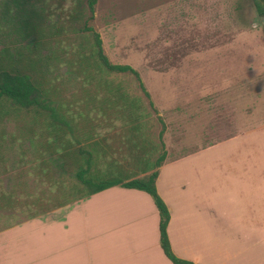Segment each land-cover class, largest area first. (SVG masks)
I'll return each mask as SVG.
<instances>
[{
  "label": "rangeland",
  "instance_id": "obj_1",
  "mask_svg": "<svg viewBox=\"0 0 264 264\" xmlns=\"http://www.w3.org/2000/svg\"><path fill=\"white\" fill-rule=\"evenodd\" d=\"M254 1L264 9V0H96L92 12L88 0H0V77L20 74L36 89L28 107L0 94V219L49 208L56 173L71 199L89 190L76 176L84 166L94 182L121 180L155 165L159 148H264L259 88H249L264 68ZM86 27L111 63L137 70L150 98L133 74L99 63ZM240 64L250 80L243 111L253 112L245 134Z\"/></svg>",
  "mask_w": 264,
  "mask_h": 264
},
{
  "label": "crops",
  "instance_id": "obj_2",
  "mask_svg": "<svg viewBox=\"0 0 264 264\" xmlns=\"http://www.w3.org/2000/svg\"><path fill=\"white\" fill-rule=\"evenodd\" d=\"M244 64L235 69L241 94L234 114L243 134L245 119L253 114L242 107L250 100L244 96L250 81ZM259 69L249 88H259L253 100L262 128L264 68ZM223 142L155 149L149 169L71 199L68 178L56 173L49 208L0 219V264H174L161 248L159 213L151 196L121 185L153 170L170 213L167 235L176 256L196 264H264V148H218Z\"/></svg>",
  "mask_w": 264,
  "mask_h": 264
},
{
  "label": "trees",
  "instance_id": "obj_3",
  "mask_svg": "<svg viewBox=\"0 0 264 264\" xmlns=\"http://www.w3.org/2000/svg\"><path fill=\"white\" fill-rule=\"evenodd\" d=\"M96 0H88V7L90 12L94 10L93 6L95 4ZM255 2V1H254ZM256 10L259 14L264 15V9L261 8L256 2H255ZM85 30L92 31L93 41H94V51L95 56L98 59L99 63L109 72H121V73H131L133 74L136 79L139 82V86L141 90L143 91L144 95L147 98H150L149 92L146 90L143 82L140 79V76L132 66L128 64H113L109 61L108 57L103 51L102 48V40L100 38V35L93 31L90 27H86ZM1 78V84H0V94H5L8 97H10L13 101H15L17 104L28 107L31 106L34 103L35 97L33 94V91L36 90L33 85H31V81L25 79L23 75H13L9 73L2 74ZM150 104L152 102L150 101ZM161 135V132H160ZM163 160L162 155L159 156L157 159V166L161 164ZM88 171V166L85 168H79L76 176L82 184L88 185V191L85 194H91L96 191H99L101 189H104L106 187L117 185L120 183L118 180H106V181H100V182H94L90 178H85L84 174ZM158 175L157 170H153L152 172L145 174L141 177L133 178L129 181L121 183L122 186L128 187V188H136L139 190H143L147 192L151 198L153 199V202L155 203V206L157 207L158 213H159V241L161 248L165 255L174 263V264H196L191 261L185 260L183 258H179L174 254V252L171 249L170 242L167 235V224L169 222L170 213L168 210L167 205L163 201V199L160 197V195L157 192L155 181L156 177Z\"/></svg>",
  "mask_w": 264,
  "mask_h": 264
}]
</instances>
